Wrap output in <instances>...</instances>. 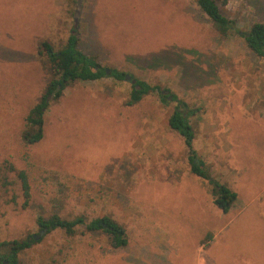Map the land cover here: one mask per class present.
Listing matches in <instances>:
<instances>
[{"label": "rangeland", "instance_id": "rangeland-1", "mask_svg": "<svg viewBox=\"0 0 264 264\" xmlns=\"http://www.w3.org/2000/svg\"><path fill=\"white\" fill-rule=\"evenodd\" d=\"M75 5L0 0V162L25 172L30 194L24 209L12 174L17 204L0 207V242L40 236L18 264H264V61L240 36L222 38L194 0H82L78 49L159 90L127 106L129 81L75 82L50 101L42 140L23 144L25 117L50 81L38 44L65 45ZM217 5L239 32L264 23V0ZM160 92L198 111L194 149L237 195L226 214L190 173L167 122L176 102ZM52 214L108 216L128 244L112 248L83 228L44 235L36 218Z\"/></svg>", "mask_w": 264, "mask_h": 264}, {"label": "trees", "instance_id": "trees-1", "mask_svg": "<svg viewBox=\"0 0 264 264\" xmlns=\"http://www.w3.org/2000/svg\"><path fill=\"white\" fill-rule=\"evenodd\" d=\"M194 2L199 12L210 21L215 31L222 38H230L233 33L240 36L245 47L257 59L264 61V23L256 22L247 31L239 32L235 30L233 22L222 15L217 5L220 2L222 6H225L227 0H194ZM37 54L45 59L49 65L50 81L38 103L29 110L25 117L21 139L27 147L42 140L43 118L50 101L59 100L66 88L75 82H92L106 77V68L78 49V39L74 33L69 35L65 45L57 51L49 42H40ZM124 75L123 72L111 69L109 76L117 81H123ZM158 90V86L136 80L134 85L131 84V91L125 105L133 106L144 96ZM159 97L164 104L168 103L169 97L171 101L176 102L174 110L167 120L168 127L178 133L184 141L190 173L207 183L213 205L223 214H226L236 201L237 195L224 183L211 176L206 164L194 149L195 129L191 120L194 119L198 111L177 99L173 94L164 95L160 92ZM12 174L19 182L24 199L22 208L25 209L30 200L27 176L24 171L16 169L9 161L0 162V207L17 204V196L10 193L14 184L11 180ZM36 225L44 235L55 230H61L66 235L73 236L78 228H83L84 232L87 233L106 235L112 248H123L128 244L124 227L108 216H101L88 221L84 217L68 220L57 214L48 217L40 215L36 218ZM209 237V235L208 238L206 237L204 246L208 243ZM36 242L32 235H27L20 240L0 242V264H18L19 255Z\"/></svg>", "mask_w": 264, "mask_h": 264}, {"label": "water", "instance_id": "water-1", "mask_svg": "<svg viewBox=\"0 0 264 264\" xmlns=\"http://www.w3.org/2000/svg\"><path fill=\"white\" fill-rule=\"evenodd\" d=\"M81 3H82V0H76V5H75L74 13H73V30H72V33L75 32V29L77 28V25L79 22ZM106 74L109 75L110 71L106 70ZM124 80L129 81L132 85H134L136 83V80L130 78L127 75H124ZM168 99H170V97ZM39 237H40L39 235H35V236H33V239L38 240Z\"/></svg>", "mask_w": 264, "mask_h": 264}, {"label": "crops", "instance_id": "crops-1", "mask_svg": "<svg viewBox=\"0 0 264 264\" xmlns=\"http://www.w3.org/2000/svg\"><path fill=\"white\" fill-rule=\"evenodd\" d=\"M205 260V259H204Z\"/></svg>", "mask_w": 264, "mask_h": 264}]
</instances>
